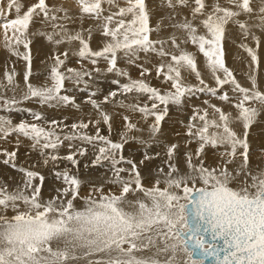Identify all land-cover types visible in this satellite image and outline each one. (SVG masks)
<instances>
[{
    "label": "snow or ice",
    "instance_id": "obj_1",
    "mask_svg": "<svg viewBox=\"0 0 264 264\" xmlns=\"http://www.w3.org/2000/svg\"><path fill=\"white\" fill-rule=\"evenodd\" d=\"M161 2L172 12L162 16L155 27L150 24L145 0H125V6L108 15L104 14L103 5H114L116 0H75L78 6L76 17L68 8L51 7L47 0H36L22 15L19 0H7V14L0 7V30L4 33L5 46L27 64L24 72L26 90L19 100L15 95L12 98L0 95V110L27 111L33 120L13 123L10 118L0 115V138L16 134L19 145L22 136L31 140L32 149L39 150L42 156L48 150L54 153L64 140H80L94 149L92 166L104 161L110 163L112 176L106 177L105 182L118 189L106 192L104 183H101L93 185L88 195L81 197V181L65 169L54 173L64 186L56 189L55 196L42 202L41 185L35 181L38 179L42 183L44 177L37 171L17 166V151L0 149V154L6 157L2 163L22 174L14 188L7 182L0 185V264H74L79 260H86L88 264H264V167L259 163L253 166L248 141L250 127L264 111V91L260 90L255 74L248 77L251 87L237 81L225 64L223 47L229 23L238 26L246 39L251 37L259 46V37L253 29L264 32V0H225L229 6H222L219 0H214L211 5L206 4V0H191L194 5L191 19L188 16L177 19L180 13L175 11L178 6L188 7L189 0ZM13 9L16 15L10 18ZM84 16L103 21L96 26L104 38L103 46L98 50L90 46L91 27L74 32L68 26L74 19ZM241 16L247 19L241 20ZM35 17H42V22L50 25V30L32 35L43 36L56 47L78 42L79 48L73 52L78 57L77 63L87 60L96 66L103 60L109 73L128 75L117 67L120 53L130 63L140 52L167 57L168 63L156 65L155 72L158 78L162 77L170 84V89L161 91L152 87L144 79L150 69L142 67L140 79H129L123 84L113 81L118 90L109 92L101 102L92 98L95 92L89 93L86 103L96 110L98 118L95 120L90 118L85 122L81 119L69 126L63 121L45 120L42 113L32 109H20V103L31 100L48 107L72 105L79 108L73 97L62 94L66 91V81L87 87L92 71H100L95 67L86 69L83 65L79 69L68 67L62 71L69 55L65 49L51 58L53 63L46 78L50 82L33 85L29 80L32 57L28 32ZM198 17L202 19L197 24ZM199 27L205 30L203 34H199ZM163 28L182 32L184 36L181 38L173 33L166 40L151 38L153 32H160ZM85 31L88 39L84 37ZM189 42L206 58V67L216 87L204 81L195 56L181 48L182 43ZM165 44H170L179 54L167 51ZM21 45L24 53L16 51ZM239 46L250 57L249 67H258L256 51L244 43ZM184 72L194 75L198 85L186 84ZM14 76V72L6 70V84L0 83V88L15 92L18 86L14 83ZM224 85H231L236 96L230 97L224 92L218 98L231 103L235 115L208 100L204 104L212 109L211 118L207 107L194 108L185 126V135L189 143L195 140L198 147L194 153L185 152L182 161L178 157L179 145L175 143L165 145L163 156L160 152L149 154L145 150L139 165L126 159L122 150L128 142L127 133L143 131L128 115L122 117L125 130L120 142L100 134L101 120L111 132L112 119L101 104L109 103L118 94L135 92L147 97L150 104L121 103L119 106L139 112L145 122L152 119L147 126L149 141L131 137L138 143L148 144L160 133L161 122L170 104L180 106L186 96L196 93L215 97ZM234 122L242 125V137L233 129ZM62 124L71 130L63 140L57 132ZM90 125L96 126L95 135L81 131ZM68 147L66 156L49 153L43 164L47 166L50 160H66L77 165L76 156L86 155L87 148L72 151L71 143ZM207 148L224 150L218 153L213 164H208L204 158ZM156 160L161 161L155 169L156 178L150 187H146L139 167ZM122 163L130 168L119 167ZM123 173H128V179ZM77 200L82 201V207L76 206ZM145 252L151 254L143 255Z\"/></svg>",
    "mask_w": 264,
    "mask_h": 264
},
{
    "label": "bare ground",
    "instance_id": "obj_2",
    "mask_svg": "<svg viewBox=\"0 0 264 264\" xmlns=\"http://www.w3.org/2000/svg\"><path fill=\"white\" fill-rule=\"evenodd\" d=\"M19 2L21 5V15H22L23 11H26L27 7L35 3L36 0H19ZM47 2L49 3L51 7H54V8H60V7L68 8L69 13L73 15V17H76L78 13V6L76 5L75 0H47ZM145 2L150 12V24L152 25V27L153 25L157 24V21H159L162 16H166L172 12V9H169L165 5H163L161 0H145ZM213 2L214 0H206V4L208 5H211ZM219 2L222 6H229L226 4L225 0H219ZM121 6H125V0H116V4L111 5V6H109L108 4H104L103 5V8L105 10L104 14L108 15L109 12H116L118 10V7H121ZM193 6L194 5L191 3V0H189L188 7L178 6L175 9L176 12L180 13L177 19H183L184 16H188V18L191 19V7ZM0 7L4 8V11L7 14V0H0ZM156 9H159V11L157 10L158 11L157 13H155ZM58 14L62 15L63 13H58ZM15 15H16L15 10H12L10 18L14 17ZM199 19H202V17H198L197 24L199 22ZM42 20H43L42 17H35L33 22L30 25L29 32H28V39L31 40V43L29 46L31 57H32L31 70H32V73L33 71L35 72V74H32L30 76L29 80L33 85L41 86L46 82H50L46 80L48 76L49 68L43 69V67L52 65L53 60L51 58L53 57V55L57 53H62L65 51V49L69 51V55H68L66 64L64 65L62 70H65L66 68L71 67V66L72 67L75 66V68L76 67L80 68L81 65H83L86 69L87 68L91 69L95 67L91 65L87 60H83V61H80V63H77L78 57L73 55V52L79 48L78 42H73L71 44L66 43L59 47H56L52 45L51 43H49L43 36L32 35V33L50 30V25L43 23ZM102 22L103 21H98V20L89 18L88 16H84L81 19H74V21L70 22L68 26L74 32L81 30V28L87 30L89 27H91L93 29V32H92V40L90 42V46L92 49L98 50L100 47L103 46L104 38L96 30V26ZM165 23H167V21H165ZM112 26H114V24ZM170 30L172 31L171 28H163L161 29L160 32H153L151 34V38L155 40L158 37V39L166 40L173 33H175L176 35L181 33V35L178 37L183 38L184 34L182 32H179V31L171 32ZM253 31L255 35L259 37L258 49L260 50V53L263 56L264 55L263 53L264 32L260 31L259 29H254ZM204 32L205 30L202 27H199V34H203ZM9 35H11V33H9ZM87 35H88L87 31H85L84 32L85 39H87ZM229 40H232V39H229ZM232 42L233 41L226 42L223 45L224 53H225L224 59H225L226 66L230 70L235 69L236 71H242V73H245L243 75L246 76L247 79L250 74H255L257 77V82H258L260 90L264 91V60H262L263 62H261V65H259L258 67L253 66L255 68V71H253V67H249L250 63L242 64L240 63V61L239 62L236 61L238 55H241V57L237 60H241L243 57L247 58L246 53L239 45L244 43L249 46L252 44V42L253 43L255 42L251 39V37H249L246 42H243L241 40V36L239 35L236 36L235 42L234 43ZM180 46L182 49L188 52H191L195 56L198 68L201 72V76L204 79V81L207 82V84L209 80L215 82L211 75V72L206 67V58L201 53H199L198 48L193 46L190 42L186 44L182 43ZM165 49L170 52H177V50L172 48L170 44H165ZM16 51L20 53H24L25 49L21 45L19 46V48L16 49ZM177 54L179 53L177 52ZM72 59L74 60V62L71 63L70 60ZM134 61H136V63H139V66H140L139 68H142V67L143 68H155V66L158 64L168 63V58L167 57L161 58L159 55L155 53H151V52L149 53L140 52L137 58L136 57L134 58ZM248 61H249L248 58L244 60V62H248ZM86 62L87 64H85ZM100 62H102V60L98 61L97 64H100ZM126 62L128 61L126 60ZM4 64H5V67H4ZM123 64L125 65V63ZM118 66H121L120 63L118 64ZM9 67H13V69L10 70L8 69ZM26 67H27V64L22 59V57L12 54V51H10L9 48L5 46L4 33H3V30H0V68H1L0 81H4V73L6 70L9 73L10 72L12 73V71L18 72V77L16 79L20 86L17 88L18 91L12 94V95H15L16 99H19V97L23 94L24 89H25L24 72L26 70ZM132 67H129L128 70L125 69L126 70L125 72L128 73L127 76L118 75L117 73L107 74L108 77L109 75H112L111 77H109L111 81L107 80L108 82H106L105 84H102L100 80H98L95 86L89 85L87 86L86 89L80 88L81 90H79L78 93H76V90L74 88L68 89L67 86H65L66 91L65 93L62 92V94L64 93L65 95H69L71 97L73 96L75 100V104L79 105V108H76L75 106H72V105L56 107V108L48 107V106L39 104L35 100L26 101V102L23 101L24 103L22 104V106L24 107V109H27L28 107V108H31L32 110L33 108L38 109L37 110L38 112L40 110L43 111L44 113L43 116L45 117V120L63 121L64 124H67L69 126L73 122L79 121L81 119H83L85 122H87L90 118L95 120L98 118L96 110L92 107L91 104H88V105L86 104V98L89 96V93L95 92L96 95L92 98L96 97L97 98L96 100H99V99L103 100L104 96L102 95L104 94L106 96V94H108L106 92H108L109 89H113V88L118 89V87L114 85L113 80H119L121 81L120 83L123 84V83H128L129 79H132V80L140 79L141 76L138 74L140 73L141 69L134 71L133 69L135 67H133V69ZM99 68H102V67H99ZM154 71L152 72L155 73ZM182 75L185 79H189L191 82H193L192 85L198 84V81L196 80L194 75H190L187 72L182 73ZM220 75L223 76L222 73H220ZM158 79L159 81L157 80L156 88H158V86H160L159 88H163V89L164 88L166 89V87H169V88L171 87L169 83H166L163 81L162 77H159ZM247 79L245 77L244 79L241 78V83L245 87H251L250 82L245 81ZM145 80L148 81V79L146 78ZM67 83L71 84L72 86L74 85L71 81L66 82V84ZM211 84L212 83L210 82L208 85L211 87H213L214 85V87H216L215 83H213V85ZM103 86L105 90H103ZM21 87H22V90L19 89ZM224 92H227L230 97L236 96V93L232 92L231 85H224L221 89H218L217 96L215 97L207 93H196L195 95L191 97L186 96L183 100V103L180 106L170 104L168 106V113L165 116V119L161 122V131L158 134V136L155 138V140L150 141L148 144L133 143L135 145L125 146L122 150L123 156L126 159L134 160L139 165V161L143 158V152L145 150H147L149 154L160 152L161 155L163 156L165 145L175 143L179 145L178 157L182 161L183 154L185 152L194 153L196 148L198 147V144L195 140H192L190 143L187 142L189 141V138L185 135V132H186L185 126L187 125L189 118L192 117L194 108L203 109L207 107L208 112H209V118H211L212 109L208 107V105L204 104V101L208 100L210 104H215L218 107H221L222 109H224L225 112H231L233 115H235V109L231 107V103H226L224 101H221L218 98L219 95L223 94ZM4 95H8V93ZM76 95L79 96V98H77ZM127 95H129L128 99H126ZM122 96L123 95L116 96L117 98H115V100H111L112 103L109 106H107L108 103H106L105 105L104 104L101 105L102 109L105 112L109 113L112 119H111V132H109L108 126L104 125L101 120L99 124V127L102 126V128L100 127L101 129L100 134L104 136H108L114 142H120L121 133L124 132L125 130L124 121L122 117L124 115H128L131 121L137 124L138 128L143 129V131L128 132L127 133L128 138L137 137L138 139L149 141V133L147 130V126L148 124H151L153 122L152 119L149 118L147 122H145V120L142 118V115L139 112H134L130 108L120 107L119 105L121 103L126 104V105H133V104L143 105L145 103L150 104V102H148L146 96H142V95L132 96L130 94H126L123 97ZM12 97L13 96H11V98ZM257 107H259V105H257ZM13 113L15 114L19 113L17 117H13V119L15 120L22 119L21 117H32L27 111H23V110L18 111V112H13ZM172 113L174 114V117L170 116V114ZM12 115L14 116V114ZM88 115H90V117ZM13 119L11 120L13 121V123H15ZM28 121L30 122V120ZM40 123L44 124L46 128L48 127V125L44 121H41ZM197 123H199V121H197ZM232 127L238 133V135H240L241 137L243 136V128L241 124L234 122L232 124ZM259 130L264 131V111H261V114L258 116L257 121L250 127L249 135H248V141L250 145V158H251L252 164L253 166H255L257 163H259L261 167H264V135L258 134V136H255ZM81 131L88 132L91 135H95L96 126L90 125L88 129L86 130L81 129ZM176 131H178L179 133H176ZM57 132L63 134V136L61 135V139L63 140L64 135L69 132L71 133V130H70V127L64 128L62 124L61 128L57 129ZM9 136L7 138H2V139H5L2 143H1L2 139H0V144H2L0 149H6L9 152L17 151V157L15 160V163L17 164V166L24 167V168H27L33 171H37L43 177L49 173L41 189L42 202L47 201L51 197L55 196L56 189L64 186L62 183V180H58L55 177L54 173L57 171L63 172L62 170H65V169H69V172L71 175H74L77 177L79 175L78 179L81 181V186H80V196L81 197L87 196L93 185L99 186L101 183H104L105 185L104 190L106 192L109 190L114 191V192L118 191L116 186L105 182L106 177L112 176V172L110 171L111 166L109 162L105 161V162H102V165L100 166H95V167L92 166L90 159L92 158L94 159V154H93L94 149L91 145L81 142L80 140H73V141L64 140L63 143L55 150L54 153L52 152V150H48V152H46L45 155L42 156L39 150L32 149L31 140L20 136L19 137L20 143L19 145H17V142H15L18 139L17 135L13 137L14 139H11V137ZM69 143L73 145V148L71 149L72 151H76V149L78 148H87V153H89V155H87V153L84 156L77 155L76 159L78 163L75 166L71 165V163L66 160H58L56 162H52L50 160L47 166L43 164V160L49 153L57 154L59 156H66L69 152V147H68ZM223 150H224L223 148H219V149L207 148L204 154V158L207 160L208 164H213L218 159V153L222 152ZM5 158L6 157L4 155L0 154V182L2 184L7 182L11 188H14L16 186L15 182H19L22 179V174L14 170L10 166L4 165L2 161ZM160 163H161L160 160H156L145 166L139 167L142 182L146 187L151 185L150 179L155 177V169L157 166L160 165ZM237 163H239V161ZM87 165H89L90 168L85 169ZM119 167L130 168V165L120 164ZM181 167H183L182 163H181ZM232 167H235V165H233ZM81 170H83L84 173L87 174L85 177L83 176V174L80 175V173H82ZM122 175L124 176L125 179H128V173H123ZM35 183L40 184V181L37 179ZM232 186L236 187L235 184H233ZM76 206L82 207V201L77 200ZM11 214L12 213L9 210V215ZM150 254L151 253H148V252L143 253V255H150ZM74 264H88V262L86 260H79V261L74 262Z\"/></svg>",
    "mask_w": 264,
    "mask_h": 264
},
{
    "label": "rangeland",
    "instance_id": "obj_3",
    "mask_svg": "<svg viewBox=\"0 0 264 264\" xmlns=\"http://www.w3.org/2000/svg\"><path fill=\"white\" fill-rule=\"evenodd\" d=\"M20 3V2H19ZM14 10V9H13ZM159 11V9H156L155 10V13H157L158 11ZM21 14V13H20ZM240 19L241 20H245V19H247V17H245V16H241L240 17ZM158 22V21H157ZM233 25V26H232ZM152 26V25H151ZM156 26V24L155 25H153V27H155ZM228 26H230V27H228ZM232 27H233V29H232ZM235 28V29H234ZM230 30V31H229ZM231 30H233V31H231ZM238 30V31H237ZM254 30V29H253ZM171 31V30H170ZM236 31V32H235ZM171 32H177L176 30L174 31L173 29H172V31ZM170 32V33H171ZM229 32V33H228ZM228 34V35H227ZM158 35H160V34H158ZM181 35V33H179V34H177V36H180ZM233 35V36H232ZM237 35H239V36H241V40L243 41V42H246L247 41V39L249 38H245L243 35H241V32H240V30H239V28H238V26H236L235 24H231V23H229L228 25H226V37H225V40H224V42H223V45H224V43H226V42H231V41H233L232 43H234L235 42V40H236V36ZM85 37V36H84ZM231 37H233V38H231ZM245 38V39H244ZM87 39H88V35H87ZM158 39V37L155 39V40H157ZM229 39H232V40H229ZM235 39V40H234ZM91 40H92V36H91V39H90V42H91ZM160 40H162V39H160ZM102 42V41H101ZM101 42H100V44H101ZM30 46V45H29ZM250 47H252L255 51H256V54H257V56H258V66L259 65H261V62H263L262 60H264V55L262 56L261 55V53H260V50L258 49V47H256V45H255V43H253L252 42V44L251 45H249ZM93 50H95V49H93ZM245 52V51H244ZM260 54H259V53ZM246 53V52H245ZM263 53H264V50H263ZM36 55V54H35ZM34 55V56H35ZM246 55H247V53H246ZM260 55H261V57H260ZM71 56H72V54H71ZM241 57V55H238L237 56V59H239ZM35 58V57H34ZM121 58H123V59H121ZM137 58V57H136ZM243 58H245V57H243ZM241 59V60H237L236 59V61L237 62H239L240 61V63H242V64H246V63H251V60H250V57L247 55V58H248V62H244V60L245 59H247V58H245V59ZM126 60L128 61V59L127 58H125L124 56H123V54L122 53H120L119 54V58H118V60H117V63L119 64L120 63V65L121 66H118V64H117V66H118V68L120 69H122L123 71H126V70H128L129 69V67H135L134 69H133V67H132V69L135 71V70H138V69H141V68H139L140 66H139V63H136V61H134V62H132V63H130L129 61L128 62H126ZM261 60V61H260ZM120 61V62H119ZM70 62L72 63V62H74V60L72 59V60H70ZM122 62V63H121ZM123 63H125V65L123 64ZM85 64H87V62L85 63ZM106 66H105V65ZM135 64V65H134ZM51 66V65H50ZM50 66H44L43 67V69L45 68V69H48V68H50ZM4 67H5V64H4ZM72 67V66H71ZM99 67H104L103 69L102 68H99ZM72 68H75V66H73ZM95 68H98V69H100V71L99 72H97V71H95V70H93L92 71V78L91 79H88V81H87V86H89V85H92V86H95V84H96V82L98 81V80H100V82L102 83V84H105L106 82H108V81H111L110 80V78L109 77H111L112 75H109V77L107 76V74H110L109 72H107L105 69L107 68V64H106V62H104L103 60H102V62H100V64H97L96 66H95ZM8 69H10V70H12L13 69V67H9ZM76 69H79V68H77L76 67ZM87 69H89V70H92L93 68H87ZM126 69V70H125ZM148 69H150V74H149V76L148 75H146L145 77H144V79L146 78V79H148V83L152 86V87H157L156 86V84H157V80L159 81V79H158V77L156 76V72L154 71V69L155 68H148ZM0 70H1V68H0ZM62 70V69H61ZM63 71V70H62ZM152 71H154L155 73H153ZM12 72H14L15 73V76H14V83H15V85H17L18 87L20 86L19 85V83H18V81H17V77H18V72H16V71H12ZM107 72V73H106ZM232 72H233V74L235 75V78L237 79V81L242 85V83H241V78L242 79H244V77L247 79V77L246 76H244L243 74H245V73H242V71H236L235 69H233L232 70ZM240 72V73H239ZM11 73V72H10ZM111 73H116V72H111ZM140 73H141V70H140ZM140 73L138 74V75H140ZM242 73V74H241ZM247 73V72H246ZM258 73V72H257ZM32 74H35V72L33 71V73ZM191 75V74H190ZM148 76V77H147ZM243 76V77H242ZM140 77V76H139ZM97 79V80H96ZM155 79V80H154ZM108 80V81H107ZM16 81H17V83H16ZM113 81H119V80H113ZM162 81V80H161ZM212 84L211 85H213V83H215V82H213V81H211V80H209ZM208 81V84L210 83ZM245 81H249V79H247V80H245ZM66 82H68V81H66ZM119 82H121V81H119ZM184 82L186 83V84H192L193 82H191L189 79H185L184 78ZM250 82V81H249ZM0 83H4V84H6V81H0ZM207 83V82H206ZM25 85V84H24ZM115 86H117L118 87V85L117 84H114ZM196 85H198V84H196ZM65 86H67V88L68 89H70V88H74L75 90H76V93H78L79 92V90H81V89H86L87 87H85V85L84 84H81V85H79V86H76V85H71V84H69V83H65ZM18 87H16V89H15V92L16 91H18L17 90V88ZM160 86H158V89H160L161 91L163 90V91H166V90H168V89H170L169 87H166V89L164 88H159ZM213 87H214V85H213ZM81 88V89H80ZM19 89H21L22 90V87L21 88H19ZM20 90V91H21ZM26 89H24V91H25ZM103 90H105V88H104V86H103ZM116 90H118V89H109L108 90V92H106V93H108L109 94V91L111 92V91H116ZM106 91H107V89H106ZM15 92H13L12 90H8V92L6 91L5 92V89L4 88H0V95H4V94H6V93H8V98H11V96H13L12 94L13 93H15ZM64 93H65V91H64ZM63 93V94H64ZM108 94H106V95H108ZM65 95V94H64ZM71 95V94H70ZM119 95H121V94H118L117 96H119ZM130 95H137L135 92H133V93H130ZM10 96V97H9ZM102 96H105L104 94L102 95ZM101 96V97H102ZM124 96V95H123ZM122 96V97H123ZM21 97V96H20ZM20 97H19V99H20ZM73 97V96H72ZM76 97L77 98H79V96H77L76 95ZM128 97H129V95H127L126 96V99H128ZM115 98H117V97H115ZM18 99V100H19ZM93 99H97L96 97L95 98H93ZM115 100V99H114ZM98 102H101V101H103L102 99H99V100H97ZM24 102H26V101H24ZM24 102H22V103H20L19 104V108L20 109H24V107L22 106V104L24 103ZM112 103V101L111 102H109L108 104H107V106H109L110 104ZM87 105L89 104V103H86ZM102 104H104V103H102ZM101 104V105H102ZM21 105V106H20ZM105 105V104H104ZM106 106V107H107ZM27 109H31V108H28L27 107ZM38 109H35V108H33V111H36V112H38L37 111ZM40 113H42V114H44L43 113V111H39ZM12 114H14V116L12 115ZM0 115H2V116H6V117H8V118H10V119H13V117H17V115H19V113H13V112H6V111H2V110H0ZM89 117H90V115H88ZM170 116H173L174 117V114L172 113V114H170ZM19 117V116H18ZM22 119H18V120H15V119H13L14 121H15V123H18V121L20 120H24L25 119V121H27V122H29L28 120H30V122L32 121L33 122V120H31V118L32 117H21ZM28 119V120H27ZM19 121V122H20ZM101 128H102V126H100ZM88 135H91L90 133H88V132H86ZM176 133H179L178 131H176ZM58 134H60V136L62 135L63 136V134H61V133H58ZM68 134H71L70 132L69 133H66L65 135H68ZM181 134V133H180ZM258 134L259 135H264V131H262V130H259L258 131V133L255 135V136H258ZM16 134H11L9 137H11V139H14L13 137L15 136ZM64 135V136H65ZM254 136V137H255ZM0 139H2V138H0ZM5 139H2L1 140V143L4 141ZM15 142H17V141H15ZM188 142V141H187ZM133 143H138L137 142V140H134V139H131V138H128V142L124 145V147L125 146H130V145H135V144H133ZM1 145L2 144H0V148H1ZM94 154V153H93ZM87 155H89V153H87ZM95 158V157H94ZM87 159V158H86ZM93 159V158H92ZM92 159H90V162L92 161ZM105 162V161H104ZM123 164H126V163H122L121 165H123ZM102 165V164H101ZM98 166H100V165H98ZM88 168H90L89 167V165H87L86 166V168L85 169H88ZM69 170V169H68ZM62 171H64V170H62ZM82 171V173H80V175L81 174H83V176L85 177L87 174H85L84 173V171L83 170H81ZM49 174V173H48ZM48 174L47 175H45L44 176V181H45V179L48 177ZM78 177H79V175H78ZM155 178H156V176L154 177V178H151L150 180H151V185L153 184V182H154V180H155ZM44 181L41 183L40 182V185H41V189H42V185H43V183H44ZM0 185H2V183L0 182ZM150 185V186H151ZM150 186H148V187H150ZM131 198V197H130Z\"/></svg>",
    "mask_w": 264,
    "mask_h": 264
}]
</instances>
